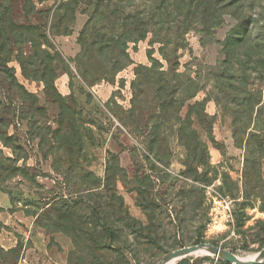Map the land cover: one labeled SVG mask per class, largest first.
<instances>
[{"label":"rangeland","instance_id":"374dc122","mask_svg":"<svg viewBox=\"0 0 264 264\" xmlns=\"http://www.w3.org/2000/svg\"><path fill=\"white\" fill-rule=\"evenodd\" d=\"M197 4L155 17L113 72L77 59L81 7L68 24L52 20L57 1L0 0V264L264 250V0ZM242 23L246 41L226 44ZM215 197L232 201L234 231L207 232ZM221 260L200 250L169 264Z\"/></svg>","mask_w":264,"mask_h":264},{"label":"trees","instance_id":"16d2710c","mask_svg":"<svg viewBox=\"0 0 264 264\" xmlns=\"http://www.w3.org/2000/svg\"><path fill=\"white\" fill-rule=\"evenodd\" d=\"M53 1L58 2L52 17L53 22L69 20L68 24H72L80 7L88 15L78 36L81 49L76 56L80 63L89 66L94 60L99 59L111 65L110 68L113 69V72L119 71L122 66H125L128 59L126 52L128 43L145 39L151 26L156 23L155 17L161 16L170 19L174 13L181 15L182 12L194 15L198 7L197 0H139L141 5L130 4L131 0ZM125 1L126 3H124ZM202 20L205 22V17H202ZM244 22L247 23V21ZM245 23L240 24L244 28L241 33L242 37L236 39L230 37L229 34L226 44L232 42L238 46L246 41L248 31ZM52 28V34H60L54 25ZM62 28L64 34L69 32L68 25L67 27L63 25ZM43 38L46 39V37ZM93 72L85 70L83 75L88 77ZM105 72L107 71L105 70Z\"/></svg>","mask_w":264,"mask_h":264},{"label":"built area","instance_id":"2783aa9c","mask_svg":"<svg viewBox=\"0 0 264 264\" xmlns=\"http://www.w3.org/2000/svg\"><path fill=\"white\" fill-rule=\"evenodd\" d=\"M208 233L234 231L232 201L226 198L215 197L209 207L208 218L205 224Z\"/></svg>","mask_w":264,"mask_h":264},{"label":"water","instance_id":"95a60500","mask_svg":"<svg viewBox=\"0 0 264 264\" xmlns=\"http://www.w3.org/2000/svg\"><path fill=\"white\" fill-rule=\"evenodd\" d=\"M206 246H209L211 248L212 254L220 257L224 261L229 262L231 264H262V263H264V258L240 260L237 258V256L235 254H233L229 251H226L224 249H221L220 247H216V246H213L211 244H208V243H200V244H196V245H192V246L183 247V248H180V249L173 251L172 253L164 256L163 258L169 257V256L170 257L171 256H178V255L184 256L186 254L196 253V252L200 251L201 247H206ZM159 264H161V263H159Z\"/></svg>","mask_w":264,"mask_h":264},{"label":"bare ground","instance_id":"6f19581e","mask_svg":"<svg viewBox=\"0 0 264 264\" xmlns=\"http://www.w3.org/2000/svg\"><path fill=\"white\" fill-rule=\"evenodd\" d=\"M201 251H207V252H210L211 253V248L209 246H206V247H201L200 249ZM238 259L240 260H250V259H262L264 258V250H262L261 252L259 253H254V254H248L246 256H239V255H236ZM182 257L181 255H178V256H169V257H165L163 258L159 263L161 264H169L171 263L173 260L177 259V258H180Z\"/></svg>","mask_w":264,"mask_h":264},{"label":"crops","instance_id":"0c3cea01","mask_svg":"<svg viewBox=\"0 0 264 264\" xmlns=\"http://www.w3.org/2000/svg\"><path fill=\"white\" fill-rule=\"evenodd\" d=\"M9 206H10V199H9V197L8 196H5L4 193L0 192V207L7 208ZM25 222H26L25 223L26 227L29 228V226L31 225L30 224V221L29 220H26ZM32 231L33 230L30 229V232H32ZM9 239H11V238H9V236L8 237H4L3 243L1 242V244L4 245V242H6V240H9Z\"/></svg>","mask_w":264,"mask_h":264}]
</instances>
